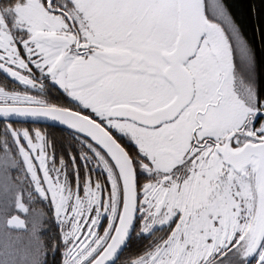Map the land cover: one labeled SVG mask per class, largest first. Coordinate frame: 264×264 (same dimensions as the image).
Here are the masks:
<instances>
[{"label": "snow or ice", "instance_id": "snow-or-ice-1", "mask_svg": "<svg viewBox=\"0 0 264 264\" xmlns=\"http://www.w3.org/2000/svg\"><path fill=\"white\" fill-rule=\"evenodd\" d=\"M0 264H264V0H0Z\"/></svg>", "mask_w": 264, "mask_h": 264}, {"label": "flooded vegetation", "instance_id": "flooded-vegetation-1", "mask_svg": "<svg viewBox=\"0 0 264 264\" xmlns=\"http://www.w3.org/2000/svg\"><path fill=\"white\" fill-rule=\"evenodd\" d=\"M0 80H2V77H0Z\"/></svg>", "mask_w": 264, "mask_h": 264}]
</instances>
